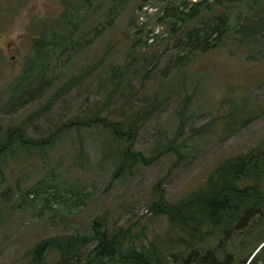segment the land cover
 I'll return each instance as SVG.
<instances>
[{
    "label": "rangeland",
    "instance_id": "obj_1",
    "mask_svg": "<svg viewBox=\"0 0 264 264\" xmlns=\"http://www.w3.org/2000/svg\"><path fill=\"white\" fill-rule=\"evenodd\" d=\"M194 1L185 0L189 5ZM183 2L0 0L1 137L17 125L23 127V138H42L101 106L103 115L120 119L150 104L134 150L153 156L181 132L180 152L166 151L152 164L140 163L133 173L127 167L116 178L124 145L103 126L61 130L48 146L16 140L0 162V264H29L31 250L43 239L90 234L98 219L104 225L131 226L139 242L148 243L168 228L166 215L150 210L158 196L177 203L198 190L224 158L264 145V36L246 40L238 32L248 17L264 15V0L232 5L209 0L211 10L178 23L173 9H185ZM223 11L229 14L228 36L190 63L182 57L187 61L182 65L178 56L187 51L180 40ZM71 21L77 28H71ZM174 24L183 30H174ZM39 37H54L59 46L44 48L40 55ZM14 102L16 109L10 107ZM256 109L260 112L250 125L220 138L223 123H235L237 115ZM163 178L159 191L156 185ZM245 230L224 236L222 257L238 251L236 238ZM263 235L264 225L254 229L244 250Z\"/></svg>",
    "mask_w": 264,
    "mask_h": 264
},
{
    "label": "trees",
    "instance_id": "obj_2",
    "mask_svg": "<svg viewBox=\"0 0 264 264\" xmlns=\"http://www.w3.org/2000/svg\"><path fill=\"white\" fill-rule=\"evenodd\" d=\"M228 1L232 5L236 0ZM212 3L219 5L222 0H212ZM183 4L185 9H179V6L173 9V17L178 23L198 18L202 11L211 10L212 5L209 0H197L191 5L184 0ZM85 8L84 6L82 9ZM205 21V28L194 27L188 30L187 37L184 36L180 40L183 49L187 51L186 54H179L180 59L188 57L190 63L199 53H207L219 47L228 36L230 19L225 11L208 16ZM77 25L71 21V28H77ZM173 28L174 30L180 28L179 32L183 30L176 24ZM98 31L103 32L102 29ZM238 32L243 34L240 39L246 40L256 39L257 33L260 37L264 36V15L257 18L248 17L245 24L239 25ZM35 43L40 55L44 48L53 50V47L59 46L58 40L54 37L47 40L39 37ZM67 47L65 49H68ZM185 63L187 61L181 59V64ZM119 76L121 79L122 74ZM67 84L71 85V82ZM57 94L52 99L56 98ZM51 103L52 101L48 103L47 108ZM17 106L15 102L10 105L15 109ZM151 109L153 107L150 104L119 119L109 114L103 115L104 106H101L86 114L87 118L75 117L63 122L50 135L42 138L25 139L23 127L14 125L9 128L5 137L0 136V162L4 155L13 150L16 140L22 144L48 146L55 142L61 130L84 129L97 125L110 129L114 137L121 139L120 142L124 145L114 178L120 176L122 170L127 167L128 171L133 173V167L140 163L150 165L156 156L166 151L172 149L179 151L177 137L181 134L180 131L175 140L170 142L171 145L162 147L153 156L134 150L136 137L140 131L139 123L142 119L140 123L142 124L145 118L150 116ZM235 111H232L233 114ZM232 112L225 114V117H229ZM259 112L256 109L248 116L237 115V120H241L239 122L236 120L234 123L230 119V122L223 123L220 138L226 139L234 132L247 127ZM184 114L185 110L181 112V118ZM223 116L221 115V118ZM36 117L37 115H34L31 120ZM210 174L198 190L182 197L177 203H166L163 197L158 196L156 206L150 207V210L154 214H164L167 217L168 228L161 237L154 238L148 243H140V236L132 232L131 226L118 223H114L113 226L104 225L102 223L104 221L98 219L92 222L90 234L76 232L43 239L31 250L29 264H264V235L250 249L244 250L252 231L264 225V145H257L244 153L224 158ZM164 180L165 178L161 179L156 185L159 191ZM32 191L28 190L27 195ZM82 201L83 199L78 204ZM256 213L259 215L257 221L249 224ZM242 227L246 228V233L236 238L235 245L238 251L225 252L222 257L220 249L221 243L226 240L224 236L230 238L235 230ZM251 227L252 229H249ZM261 244L263 245L256 252Z\"/></svg>",
    "mask_w": 264,
    "mask_h": 264
},
{
    "label": "flooded vegetation",
    "instance_id": "obj_3",
    "mask_svg": "<svg viewBox=\"0 0 264 264\" xmlns=\"http://www.w3.org/2000/svg\"><path fill=\"white\" fill-rule=\"evenodd\" d=\"M263 244H264V243H263ZM263 244L259 245V247L256 249V252L260 249V247H261ZM256 252H255V253H256ZM255 253H254V254H255ZM247 264H248V263H247Z\"/></svg>",
    "mask_w": 264,
    "mask_h": 264
},
{
    "label": "built area",
    "instance_id": "obj_4",
    "mask_svg": "<svg viewBox=\"0 0 264 264\" xmlns=\"http://www.w3.org/2000/svg\"><path fill=\"white\" fill-rule=\"evenodd\" d=\"M195 1H197V0H195Z\"/></svg>",
    "mask_w": 264,
    "mask_h": 264
}]
</instances>
